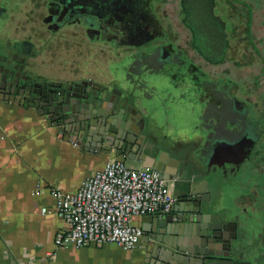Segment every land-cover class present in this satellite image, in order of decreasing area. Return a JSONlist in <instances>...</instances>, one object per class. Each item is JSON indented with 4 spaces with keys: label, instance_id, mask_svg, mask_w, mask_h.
<instances>
[{
    "label": "crops",
    "instance_id": "obj_1",
    "mask_svg": "<svg viewBox=\"0 0 264 264\" xmlns=\"http://www.w3.org/2000/svg\"><path fill=\"white\" fill-rule=\"evenodd\" d=\"M254 2L262 16L264 0ZM13 5L8 15H0V45L5 47L2 55L13 51L19 57L21 52L15 44L29 37L34 18L45 12L31 0H16ZM36 5L37 8H34ZM33 48L39 50L37 65L35 68L26 65L22 76L33 69V72L52 83L66 86L80 82L91 90L103 87L104 93L112 91L116 85L115 68L130 58V51L124 48L115 49L107 56L97 51L94 57L89 50L73 46L48 50L36 43ZM142 110L148 114L146 109ZM96 112V109H86V112L77 115H95ZM160 115L150 116L151 128L155 133L145 143L157 160L160 158L164 163L166 170L173 171L172 164L178 163L189 150L199 148L203 142L193 137L192 122L176 126L166 120L168 117L163 119ZM108 117L111 123L108 127L123 130L122 120L117 121L113 115ZM82 135L83 130L75 134L62 124V120L54 121L51 113L45 110L44 102L37 104L33 96L25 97L10 89H0V264H166L155 247V241L147 239L145 233L138 246L131 250L114 244L81 248L58 247L55 244L56 234L66 229L67 223L53 213L42 212L43 207L54 206L51 189L75 191L83 180L114 156L125 158L132 167H143L142 161L114 152L107 153L96 144V139L84 140ZM225 146L232 147L231 156L236 157V151L239 155V143ZM261 157L259 166L250 168L249 172L259 174L264 179V152ZM200 180V177H193L195 183ZM168 183L174 194L176 182L168 180ZM258 187H261L264 201V180L260 183L252 176L248 177L245 185L231 188L224 199L232 202L246 197L249 202L247 205L244 203L243 207L255 208L256 194L253 189ZM216 213L217 210L209 211L208 216ZM159 214L165 213L137 216L134 222L144 229H153L157 227L156 215ZM180 214L184 213L178 212L176 215ZM255 220L256 213L254 223ZM185 225L174 218L170 230L165 227L158 229L163 238L173 241L177 237L176 232L182 233Z\"/></svg>",
    "mask_w": 264,
    "mask_h": 264
},
{
    "label": "flooded vegetation",
    "instance_id": "obj_2",
    "mask_svg": "<svg viewBox=\"0 0 264 264\" xmlns=\"http://www.w3.org/2000/svg\"><path fill=\"white\" fill-rule=\"evenodd\" d=\"M31 2L45 14L37 15L29 37L15 44L23 67H36V43L48 50L61 46L87 49L93 57L97 51L107 56L115 49L132 50V72L158 73L168 65L176 79L174 90L182 96L178 103L184 102L181 92H188L185 109L191 116L197 113L193 137L202 139L197 128L206 130L203 141L217 142L218 156L225 154L221 153L225 141L239 143L240 149L241 143L257 140L261 147L251 168L259 166L264 152V14L260 16L254 0ZM24 74L28 80L52 83L33 69ZM237 131L246 133L229 136ZM240 155L236 151V158ZM252 178L260 183L264 180L256 173ZM259 188L253 189L257 232L252 242L257 264H264V201Z\"/></svg>",
    "mask_w": 264,
    "mask_h": 264
},
{
    "label": "water",
    "instance_id": "obj_3",
    "mask_svg": "<svg viewBox=\"0 0 264 264\" xmlns=\"http://www.w3.org/2000/svg\"><path fill=\"white\" fill-rule=\"evenodd\" d=\"M14 2L0 0V15H8ZM4 48L0 45L2 91L10 89L21 96H33L37 104L44 102L45 110L51 113L54 121L62 120V124L75 134L83 130L84 140L96 139V144L105 152L142 161L144 168L161 170L165 172L167 182H176L174 195L177 200L171 212L156 215V228L143 227L147 239L155 241V247L166 264H257L256 247L252 242L256 228L254 209L243 207V198L232 202L224 199L231 188L245 185L251 175L249 169L253 157L258 154L257 148L260 151L261 147L257 140L248 144L241 143L239 158L230 156L231 146L221 152L227 155L218 156V143L203 141L206 130L197 128L200 132L198 136L202 137V145L189 150L183 159L172 164L173 171L166 170L164 163H161L160 158L157 160L145 143L155 133L149 118L159 114L157 105L162 103V96L159 95V86L152 84L156 80L153 77L155 74L148 73L145 78L143 73L129 69L132 55L127 62L115 68L116 85L112 91L104 93L103 87L91 90L80 82L63 86L28 80L22 76L24 67L16 53L12 51L4 56ZM139 105L148 114H144ZM86 109H96L97 112L95 115H77L86 112ZM110 115L116 117L117 121L122 120L123 130L116 131L108 127L111 125ZM230 126V132L234 131ZM245 133L237 131L226 136L235 137ZM104 143L107 145L104 146ZM225 144L230 145V142L225 141ZM193 177H200L201 180L195 183ZM212 210H217V213L209 217L208 212ZM178 212L184 214L177 216ZM175 216L179 223L187 225L182 233L176 232L177 237L173 241L166 240L158 228L170 230Z\"/></svg>",
    "mask_w": 264,
    "mask_h": 264
},
{
    "label": "built area",
    "instance_id": "obj_4",
    "mask_svg": "<svg viewBox=\"0 0 264 264\" xmlns=\"http://www.w3.org/2000/svg\"><path fill=\"white\" fill-rule=\"evenodd\" d=\"M50 192L54 206L42 212L67 223L56 234L58 247L114 244L134 249L144 234L135 217L169 213L177 200L161 170L132 167L119 156L108 158L75 191Z\"/></svg>",
    "mask_w": 264,
    "mask_h": 264
},
{
    "label": "rangeland",
    "instance_id": "obj_5",
    "mask_svg": "<svg viewBox=\"0 0 264 264\" xmlns=\"http://www.w3.org/2000/svg\"><path fill=\"white\" fill-rule=\"evenodd\" d=\"M130 51H132V50H130ZM167 68H169L171 71V67L166 65L165 69H163V71L159 70L158 73L151 72V71H143L142 72L144 74L145 78L148 76V73L155 74L153 77H156L155 78L156 80H154V82L152 84L159 86L158 87L159 95L162 96V103H158V105H157L158 113H159V115L161 114L160 116L163 119H166L168 117L166 120H169L171 124L173 123L176 126L183 125L184 123H187L189 121L193 123V121L196 119L197 113H195V114L192 113V116H191V115H189V113H187V111L185 109L186 105H188V103H189V100H188V98L190 97L189 93L187 92V94H185V93L181 92V95H183L182 101H185V103L179 104L178 103L179 100H177V99H181L182 96H180L177 92H175V90H174L175 87L173 85H174L176 79L171 77L172 72L167 70ZM164 70H165V72L169 71V73L159 74L161 72H164ZM164 82H165V84H164ZM166 88H168V91L166 90ZM263 149H264V147H263ZM250 176H252V173ZM260 196H262V195H260ZM247 201L249 202V200L246 197H243L242 205L244 203L247 205ZM254 206H256V203ZM251 209L252 210L254 209V211H256L255 209H257V208L252 207Z\"/></svg>",
    "mask_w": 264,
    "mask_h": 264
}]
</instances>
